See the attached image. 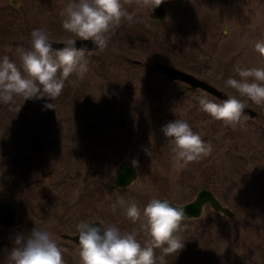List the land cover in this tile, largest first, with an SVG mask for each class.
<instances>
[{
  "label": "rangeland",
  "instance_id": "obj_1",
  "mask_svg": "<svg viewBox=\"0 0 264 264\" xmlns=\"http://www.w3.org/2000/svg\"><path fill=\"white\" fill-rule=\"evenodd\" d=\"M69 2L0 0V59L8 56L21 67L20 50H31L34 29H47L53 41L78 38L61 26L59 13ZM121 2L133 19L122 21L105 49L86 55L83 79L70 75L55 101L1 102L0 159L17 163L0 173V199H8L17 216L13 226L0 227V264H12L14 241L35 227L50 233L65 264H81L79 245L60 237L77 233L81 221L98 220L122 234L136 231L143 246L148 237L139 222L121 206L113 212L114 203L135 202L141 210L154 198L184 204L202 188L233 216L205 207L198 219H185L176 233L184 247L165 257L166 264H264V106L224 83L239 78L237 67L264 68L254 48L264 41V0H164L162 21L136 0ZM155 61L244 99L257 116L242 117L234 127L213 119L198 106L204 92L170 81ZM45 103L55 109H44ZM177 119L211 144L209 156L176 162L162 127ZM99 155L105 159L95 162ZM126 158L138 162L137 178L114 189L113 176ZM204 237L211 244L205 252Z\"/></svg>",
  "mask_w": 264,
  "mask_h": 264
},
{
  "label": "clouds",
  "instance_id": "obj_2",
  "mask_svg": "<svg viewBox=\"0 0 264 264\" xmlns=\"http://www.w3.org/2000/svg\"><path fill=\"white\" fill-rule=\"evenodd\" d=\"M131 3L132 0H126ZM140 7L160 6L164 0H136ZM59 15L62 17L63 30L78 37L81 41H91L96 49L107 47L111 35L127 19L132 21L121 0H71ZM31 50H20L21 67L8 56L0 59V102L11 104L16 97L26 100L47 98L55 101L65 87L70 75L80 79L88 71L86 47H76L77 39H65L64 47L54 49L47 29H34L31 32ZM255 51L264 57V41L254 46ZM238 79L227 78L225 87L238 93L257 106H264V68L237 67ZM229 95L221 103L208 99L206 93L198 98L202 111L225 125L235 126L247 115L248 107L244 99ZM44 109H55V103H45ZM162 132L172 145L174 159L179 164L199 162L212 152L210 143H206L199 134L193 132L183 120L169 122L162 127ZM132 166H138L136 160ZM124 209V215L133 223L139 222L140 231L148 239L143 243L137 240V232L122 234L115 226H100L81 221L78 223V244L81 264H166L165 257L177 255L184 247V242L176 235L181 230L182 222L188 218L184 208L173 207L168 200L152 199L143 210L135 202L119 199L112 205ZM15 247L8 258L12 264H65L62 251L51 238L48 231L35 227L28 236H18ZM160 249L162 255L156 256Z\"/></svg>",
  "mask_w": 264,
  "mask_h": 264
},
{
  "label": "water",
  "instance_id": "obj_3",
  "mask_svg": "<svg viewBox=\"0 0 264 264\" xmlns=\"http://www.w3.org/2000/svg\"><path fill=\"white\" fill-rule=\"evenodd\" d=\"M151 8V7H150ZM166 17V8L164 5H160L155 8H151L150 12V18L155 20H163ZM76 42V47H86L89 51L93 52L98 49H96V46L91 41H81L78 40ZM53 48L54 49H60L64 47L63 43H59L61 41H53ZM154 67L160 71L162 74H164L168 79L171 81H176L183 83L187 85L191 89H200L201 91L208 93L209 95L213 96L214 98L223 101L227 99L228 94L214 85L207 82L205 79H201L196 77L195 75L186 72L184 70L175 68L173 66L167 65L165 63L157 62L155 61L153 63ZM0 108H1V102H0ZM244 113L247 115L248 118H254L257 116V111L253 110L250 107H247L244 110ZM131 159L126 158L119 162L116 172L113 176L112 184L114 188L116 189H123L127 188L129 185H131L137 178V170L136 167L134 168L131 164ZM161 200H166L165 198H160ZM169 203L173 207H180L184 208V211L188 218L186 219H197L202 215L203 208L205 205H209V207L215 211L218 214H221L222 216L226 218H230L233 216V211L225 206L215 195L214 193L207 189L202 188L200 189L195 197L185 203V204H176L171 201ZM16 210L13 206V204L8 199H1L0 200V227L6 228L11 227L16 222ZM100 221L95 220L91 221V223H94L95 226H100ZM60 237L63 240H68L73 242L76 245L78 244V232L75 234H67L62 233L60 234ZM191 264H197V263H191Z\"/></svg>",
  "mask_w": 264,
  "mask_h": 264
},
{
  "label": "trees",
  "instance_id": "obj_4",
  "mask_svg": "<svg viewBox=\"0 0 264 264\" xmlns=\"http://www.w3.org/2000/svg\"><path fill=\"white\" fill-rule=\"evenodd\" d=\"M118 29H120V27ZM168 51H170V50H168ZM158 54H164V52H162L160 50V51H158ZM192 71H194L196 74H201V71L200 72L199 71H195V69H192ZM198 106H199V104H198ZM194 107L196 108L197 106L195 105ZM95 158H96V160H94L95 162H97V161H99L101 159H105V158H102V156H100V155L96 156ZM16 163L17 162L13 161V157L12 158L0 159V173L1 172H9L10 170L14 169V167H12V166L15 165ZM0 198H1V194H0ZM201 234L204 235L203 233H201ZM200 237H201V239L203 238L202 236H200ZM201 241H202L201 248L205 252L206 249L210 248L209 246H211V244L208 242V240H205V237H204V240H201ZM215 251H217V250L215 249Z\"/></svg>",
  "mask_w": 264,
  "mask_h": 264
},
{
  "label": "flooded vegetation",
  "instance_id": "obj_5",
  "mask_svg": "<svg viewBox=\"0 0 264 264\" xmlns=\"http://www.w3.org/2000/svg\"><path fill=\"white\" fill-rule=\"evenodd\" d=\"M206 207H209V206H206Z\"/></svg>",
  "mask_w": 264,
  "mask_h": 264
}]
</instances>
